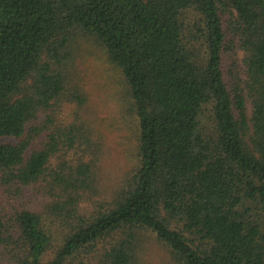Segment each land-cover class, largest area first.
Segmentation results:
<instances>
[{"label":"trees","instance_id":"obj_1","mask_svg":"<svg viewBox=\"0 0 264 264\" xmlns=\"http://www.w3.org/2000/svg\"><path fill=\"white\" fill-rule=\"evenodd\" d=\"M84 51L120 73L136 135L107 190ZM155 245L162 264H264V0H0V264H144Z\"/></svg>","mask_w":264,"mask_h":264},{"label":"rangeland","instance_id":"obj_2","mask_svg":"<svg viewBox=\"0 0 264 264\" xmlns=\"http://www.w3.org/2000/svg\"><path fill=\"white\" fill-rule=\"evenodd\" d=\"M239 58H243L242 52ZM76 64L77 78L74 83L85 99L81 113L90 119L94 140L103 147L100 185L103 190H107L110 175L126 170L131 165V156L136 148L134 125L127 111L123 83L118 70L113 68L103 55L94 57L88 51L79 54ZM75 107V103L66 104L59 120H71ZM44 118L41 116L40 121ZM39 143L37 142L36 146ZM103 190L100 189L104 195ZM82 206L89 207L88 204ZM148 252L149 256L143 257L144 264H162L163 258L168 261L164 256L165 252L157 245L151 247Z\"/></svg>","mask_w":264,"mask_h":264}]
</instances>
